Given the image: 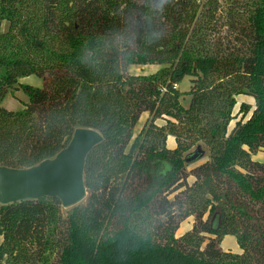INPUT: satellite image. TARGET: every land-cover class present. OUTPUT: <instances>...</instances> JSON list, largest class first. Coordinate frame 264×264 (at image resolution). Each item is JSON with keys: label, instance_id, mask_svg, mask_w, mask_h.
Here are the masks:
<instances>
[{"label": "trees", "instance_id": "trees-1", "mask_svg": "<svg viewBox=\"0 0 264 264\" xmlns=\"http://www.w3.org/2000/svg\"><path fill=\"white\" fill-rule=\"evenodd\" d=\"M15 89L29 100L8 111ZM240 96L255 101L241 117ZM85 128L103 136L86 204H0V264H264V0H0V167L55 158Z\"/></svg>", "mask_w": 264, "mask_h": 264}, {"label": "water", "instance_id": "water-1", "mask_svg": "<svg viewBox=\"0 0 264 264\" xmlns=\"http://www.w3.org/2000/svg\"><path fill=\"white\" fill-rule=\"evenodd\" d=\"M102 142L100 132L78 129L55 158L30 169L0 167V204L55 197L65 209L78 206L88 196L84 179L87 157Z\"/></svg>", "mask_w": 264, "mask_h": 264}, {"label": "rangeland", "instance_id": "rangeland-1", "mask_svg": "<svg viewBox=\"0 0 264 264\" xmlns=\"http://www.w3.org/2000/svg\"><path fill=\"white\" fill-rule=\"evenodd\" d=\"M205 2H206V0H202V4H204ZM219 28H221V23H220ZM159 68L160 67H157V66L133 67V68H131V72L130 73H132L134 75H137V76H140V75H153V74L157 73ZM20 82H21L22 85H26V86L30 85V86H33L35 88H42V86H43V81L41 79L37 78L36 76H31V77H28L26 79H22ZM175 87H176V89L180 90L183 94H185L184 97H182L181 102H182V105L185 108H188L189 105H190V102H191V97L188 95V93L191 91L190 79L186 78V80L182 84H179V85H177ZM28 100H29V96L24 94L23 91L15 89V90L10 91L8 98L3 103V107L5 109H7L8 111H10V110H12V111H21V110H23V105L25 103H28ZM237 102H238V104H237V109H236V112H235L237 115H239V112L241 110V105L242 104H247V105H249L251 107H253L254 104H255L254 99L250 98L248 96H240V97H238ZM239 117H241V115H239ZM149 120H150L149 114L145 113L142 116V118H141V121H140V123H139V125L137 127V130L134 133V137H137L141 133V131L144 129L146 123L149 122ZM234 123L231 125L232 127H234ZM157 124L160 126V125L164 124V122L163 121H159V122H157ZM168 145H169V147L171 149L175 148V143H174V139L173 138H170V141H169ZM203 150L205 151L204 152L205 154L198 161V163H201V162H203V161L208 159V156H209L208 149L206 147L205 148L203 147ZM253 160L261 162V163H264V152H259L258 154L254 155L253 156ZM198 163L196 165H198ZM86 201H87V198H86L85 201H83L79 205L86 204ZM69 209H71V208H68V209L64 208V211H68ZM194 224H195V220L193 218L187 219L181 225V228H180V230H179V232L177 234L178 237L183 235L186 232L191 231L193 229V227H194ZM1 241H2V237L0 236V243H1ZM221 249L223 251L232 252V253H235V254H238L240 252V248L238 246L236 238L231 237V236L224 237V240H223V242L221 244Z\"/></svg>", "mask_w": 264, "mask_h": 264}, {"label": "crops", "instance_id": "crops-1", "mask_svg": "<svg viewBox=\"0 0 264 264\" xmlns=\"http://www.w3.org/2000/svg\"><path fill=\"white\" fill-rule=\"evenodd\" d=\"M170 138H172V137H170ZM170 138L168 139V142H167V144L169 143V141H170ZM174 139V138H173ZM174 143H175V139H174ZM169 146V145H168ZM177 146H176V143H175V148H176ZM170 148V147H169ZM174 148V149H175ZM171 149V148H170ZM173 150V149H172Z\"/></svg>", "mask_w": 264, "mask_h": 264}, {"label": "built area", "instance_id": "built-area-1", "mask_svg": "<svg viewBox=\"0 0 264 264\" xmlns=\"http://www.w3.org/2000/svg\"><path fill=\"white\" fill-rule=\"evenodd\" d=\"M175 89H176V87H175Z\"/></svg>", "mask_w": 264, "mask_h": 264}]
</instances>
